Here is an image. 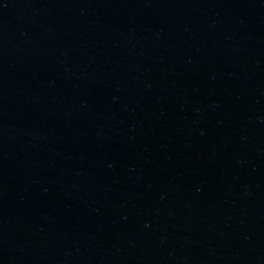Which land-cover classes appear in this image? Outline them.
Returning <instances> with one entry per match:
<instances>
[{"label": "water", "instance_id": "water-1", "mask_svg": "<svg viewBox=\"0 0 264 264\" xmlns=\"http://www.w3.org/2000/svg\"><path fill=\"white\" fill-rule=\"evenodd\" d=\"M0 264H264V0H0Z\"/></svg>", "mask_w": 264, "mask_h": 264}]
</instances>
